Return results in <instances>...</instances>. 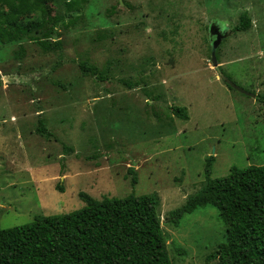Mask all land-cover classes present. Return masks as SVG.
Here are the masks:
<instances>
[{
	"label": "rangeland",
	"instance_id": "1",
	"mask_svg": "<svg viewBox=\"0 0 264 264\" xmlns=\"http://www.w3.org/2000/svg\"><path fill=\"white\" fill-rule=\"evenodd\" d=\"M68 1L44 0L58 48L37 45L43 29L0 40V227L79 210V192L153 193L171 264H217L207 260L226 241L216 208L178 226L165 218L204 184L207 157L211 178L264 164V0H74L75 10ZM243 12L250 27L236 31ZM29 20L39 14L18 23ZM212 24L222 34L216 67Z\"/></svg>",
	"mask_w": 264,
	"mask_h": 264
},
{
	"label": "trees",
	"instance_id": "2",
	"mask_svg": "<svg viewBox=\"0 0 264 264\" xmlns=\"http://www.w3.org/2000/svg\"><path fill=\"white\" fill-rule=\"evenodd\" d=\"M1 3L6 7L0 9L2 42L43 29V37L33 38L37 45L43 51L59 47L57 28L53 24L45 27L51 19L44 0H1ZM76 6L74 0L66 3L69 10H75ZM32 13H38L39 20L18 23ZM57 19L55 16L52 22L57 23ZM250 23L243 12L234 30H247ZM79 68L102 79L94 67L80 63ZM185 111L174 108L181 119H187ZM38 130L46 129L41 126ZM213 160V156L205 159V181L201 188L170 211L165 221L178 226L185 214L213 206L226 227V241L207 260H216L217 264H264V164L243 169L232 166L225 176L211 178ZM128 174L135 184V171L129 168ZM57 188L63 191L61 186ZM78 197L84 202L79 210L35 215L29 223L0 227V264H171L156 194L105 196L98 200L79 192Z\"/></svg>",
	"mask_w": 264,
	"mask_h": 264
},
{
	"label": "water",
	"instance_id": "3",
	"mask_svg": "<svg viewBox=\"0 0 264 264\" xmlns=\"http://www.w3.org/2000/svg\"><path fill=\"white\" fill-rule=\"evenodd\" d=\"M209 32H210V37H211V55H210V62L212 64V66L216 67L217 66V59L215 56L216 53V49L221 41V37L222 34L220 33V30L218 31V28L216 27V25L212 24L209 27ZM224 36V35H223ZM218 74L220 76V78L232 89H235L245 95L254 97V94H251L245 90H243L242 88H240L239 86H237L233 81H231L229 78L225 77L220 70L217 68Z\"/></svg>",
	"mask_w": 264,
	"mask_h": 264
}]
</instances>
